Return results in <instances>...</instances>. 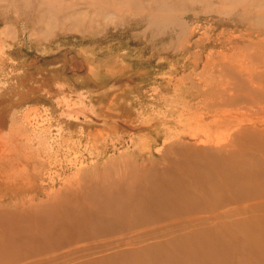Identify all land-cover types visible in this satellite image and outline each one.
Wrapping results in <instances>:
<instances>
[{"label": "rangeland", "instance_id": "374dc122", "mask_svg": "<svg viewBox=\"0 0 264 264\" xmlns=\"http://www.w3.org/2000/svg\"><path fill=\"white\" fill-rule=\"evenodd\" d=\"M223 55L232 68L240 63L254 74L264 70V0H0V135L10 134L17 117V123L30 120L38 132L54 134L44 145L48 150L58 145V134L71 146L83 139L85 163L75 151L49 165L47 180L57 187L80 163L92 181L108 184L129 175V190L120 195L122 210L90 208L110 223L87 226L82 250L68 244L59 252L115 255L97 261L85 255L70 264H264V225L251 228L247 219L234 217L198 227L209 204L181 201L182 191L200 192L180 178L178 191L166 190L163 200L152 197L161 183L155 172L175 175L168 158L177 156L167 148L177 132L188 130L178 122L212 105L213 85L231 80ZM160 131L169 138L156 143ZM100 150L103 156L96 159ZM149 172L152 178L144 179ZM251 182L256 189L241 197L264 200L263 182ZM22 195L29 199L31 192ZM45 198L38 194L34 202ZM233 204L241 206V199ZM256 207L248 206L243 215ZM127 217H133L130 226L120 223ZM134 233L140 234L131 244L117 247L112 241L130 240Z\"/></svg>", "mask_w": 264, "mask_h": 264}, {"label": "bare ground", "instance_id": "6f19581e", "mask_svg": "<svg viewBox=\"0 0 264 264\" xmlns=\"http://www.w3.org/2000/svg\"><path fill=\"white\" fill-rule=\"evenodd\" d=\"M222 61V66L228 65L230 68L226 70V78L229 80L230 77V82L213 85V104L208 107L206 103L203 112H190L187 122H178L188 130L177 132V137L171 138L175 143L167 148L177 159L165 156L175 175L171 176L168 172L161 177L155 172V178L161 183L154 188L152 197L154 201L163 200L166 190L178 191L176 178H180L186 185L200 192L198 195L182 191L181 201L186 198L196 204L199 199H204L209 204L202 211L204 215L198 217V227L203 225L212 228L219 224L220 219L239 217L240 221L247 219L248 226L254 228V225H264V200L241 196L248 189H256L251 181L260 180L264 189V70L258 75L249 66L240 63H234L232 68V62L225 56ZM223 71L220 75L225 74ZM214 104L218 107L213 106ZM16 118L11 123L15 128L12 127L10 134L0 135V264H70L87 255L89 257L83 251L76 256L73 253L59 252L68 244H76L82 250L85 248L84 233L87 226L110 223L96 213L90 214V208L102 212L106 207L115 212L122 210L120 195L129 190V175L120 174V180L109 181L108 184L103 183L104 181H92L87 166L82 165L85 163L82 152L87 148L86 144L82 149L83 139L71 146L69 140L62 139V135L58 134V145L53 148L51 146L52 150H48L44 145L52 143V138L49 140V137L54 134H42L37 131L36 122L28 120L27 124H21L17 123L18 120L16 122ZM162 136L165 137L164 142L169 138L166 132L160 131L154 142L157 143ZM183 136L198 141H178ZM235 146H238L240 152ZM116 149L114 146V150ZM75 151H80L78 157L82 164H73L75 170L72 178H65V182L58 187L52 179L47 180L48 168L51 163L53 165V159L61 155L70 157ZM100 156H103L101 150L95 158L99 159ZM37 164H42L43 169H39ZM153 173H146L144 179L150 180ZM25 191L31 192L29 199L22 195ZM38 194H44L47 200L40 199L41 202L35 203L34 199ZM20 195L21 198H18ZM236 199H241V206L233 204ZM131 205L140 212L141 207L137 202H131ZM180 205L181 203L175 205L178 207L177 211L184 214L179 209ZM248 206H257L254 209L256 211L243 215ZM219 214L223 215L218 218ZM132 219L133 217H127V221L122 219L120 223L130 226ZM212 219L217 221H211ZM149 231L145 232L150 233ZM139 234H131L130 240L118 236L112 241L120 247L124 242H136ZM108 244H105V249L114 248ZM104 255L112 257L115 254L110 252L88 259L97 261L99 256Z\"/></svg>", "mask_w": 264, "mask_h": 264}]
</instances>
